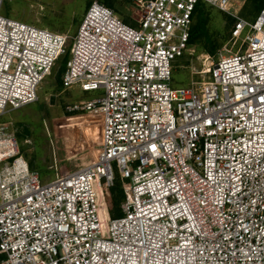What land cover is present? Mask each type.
<instances>
[{
    "label": "built area",
    "instance_id": "2783aa9c",
    "mask_svg": "<svg viewBox=\"0 0 264 264\" xmlns=\"http://www.w3.org/2000/svg\"><path fill=\"white\" fill-rule=\"evenodd\" d=\"M198 1L135 0L132 23L94 1L76 35L0 14V115L36 102L67 53L64 89L105 91L70 108L99 117L96 159L53 181L0 123V264H264V6L173 88Z\"/></svg>",
    "mask_w": 264,
    "mask_h": 264
},
{
    "label": "rangeland",
    "instance_id": "374dc122",
    "mask_svg": "<svg viewBox=\"0 0 264 264\" xmlns=\"http://www.w3.org/2000/svg\"><path fill=\"white\" fill-rule=\"evenodd\" d=\"M94 1L105 3L104 0H5L0 14L39 28L76 35ZM112 1L113 8L122 19L132 20L137 15L135 0ZM204 9L208 19L207 28L217 49L227 46L237 50L240 43L234 45L230 39L237 19L235 15L254 18L253 4L247 0H231L230 12L210 3H204ZM72 43L70 39L68 49ZM193 46L196 51L192 57H178L173 63L175 69L171 87H185L192 78H199L196 72L205 65L202 54L208 52L199 44ZM60 67L58 62L51 75L43 81L36 102L19 109L8 105V110L0 115V123L13 122L14 129L18 130L16 136L20 151L31 169L38 172L42 182L53 181L57 174L64 175L92 163L101 143L99 117L85 110L71 111L70 108L77 101L104 96V89L87 92L78 86L64 89L57 82ZM109 207L111 215L112 204Z\"/></svg>",
    "mask_w": 264,
    "mask_h": 264
},
{
    "label": "trees",
    "instance_id": "16d2710c",
    "mask_svg": "<svg viewBox=\"0 0 264 264\" xmlns=\"http://www.w3.org/2000/svg\"><path fill=\"white\" fill-rule=\"evenodd\" d=\"M105 4L109 7L114 6L112 0H104ZM247 2L253 4L255 15L259 13V11L264 6V0H247ZM204 3H207L203 0H199L196 4V8L193 15V25L191 29L190 43L195 45L199 44L201 48H203L206 52L210 54H215L217 52V45L212 41V37L207 28V14L204 9ZM125 21L127 23H132L133 21L128 19ZM69 58V53L63 56L59 62L61 67L59 68L57 74V82L60 87H63L62 75L65 71L66 62ZM107 198L112 204L113 209H111V216L116 217L121 215V202L124 198L123 189L121 186V182L119 180L116 181L115 185L112 188L107 189Z\"/></svg>",
    "mask_w": 264,
    "mask_h": 264
}]
</instances>
